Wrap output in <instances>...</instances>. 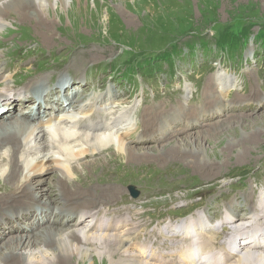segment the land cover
<instances>
[{"label":"bare ground","instance_id":"bare-ground-1","mask_svg":"<svg viewBox=\"0 0 264 264\" xmlns=\"http://www.w3.org/2000/svg\"><path fill=\"white\" fill-rule=\"evenodd\" d=\"M56 2L61 9L66 8V0H0V33L7 31V20L10 19L13 21L36 19L41 27H46L48 20L45 19L50 15ZM81 2L77 0L71 5L68 4V12L71 16L81 11ZM44 37L50 36L46 34ZM247 60L251 62L253 58L248 56ZM218 64L222 65L221 62ZM2 66L0 62V82L13 85L14 73L8 69V66H4L5 68ZM33 74L32 81L26 78L8 93L0 92V109H2L0 111V180L8 188L4 192L6 196H0V264H95L96 261L99 264H201L193 258L194 253H200L210 259V264H264V249L259 248L256 243L250 247L235 243L236 240L245 239L250 231L264 226V187L256 190L248 179L244 183V185L249 184L247 188L249 190L244 188L248 195H238V191L225 192L224 205L217 209L212 208L210 200L205 198L203 200L205 206L200 209L201 213L194 215L199 226L190 234H185L180 225L172 223H167L163 229H160L159 226L164 221L158 217L140 223L136 218L139 211L133 200L120 206L124 216L119 211L111 212L107 208H100L109 203H103L104 199L98 201L95 195L104 198L109 194L110 197H114L120 191L110 186L92 191L85 190L82 181L78 179L79 175L85 173L96 175L101 169L107 168L106 165L99 164L98 159L81 163L82 159L103 155L104 151L113 150L117 157L128 155L130 159L135 152L138 158L144 160L148 149L155 148H146V146L170 141L175 138L176 132L185 135L192 129H199L209 122H212L211 126L214 125V131L205 130L204 133L198 131L195 135L196 140L214 138L220 128H228L233 124L237 126L260 124L262 127L264 117L261 116L264 112L260 111V114L259 111L258 113L254 111L264 109L263 94L259 92L257 95L252 89L248 99L235 105L238 102L235 97H242L239 93L245 94L246 87L243 86L241 92L233 93L235 95L226 102L227 106H216L209 115L208 110L215 106V102L209 96L202 101V98L197 100V96L199 97L197 90L193 95L196 101L194 102L192 97L191 102L201 103L203 114L193 109V111L185 110V114L191 117L183 115L174 117L171 104L177 98L175 96L174 101L170 102L169 95L172 93L165 92L164 102H168L169 107L163 102L159 108L155 100L153 103L143 102L136 110L135 114L139 116V121L134 127L130 125L129 111L134 107V105L130 107L132 103L130 97L127 106L125 95H116L111 90L112 84L105 90H100V80L95 89L96 72L90 71L87 76L84 74L80 85L72 84L74 78H80L77 74L64 70L60 72L57 68H49ZM228 78L225 73L217 71L211 78H204L201 87L208 82L211 87L205 86L204 89L212 88L214 87L212 80H216L218 86L215 90L216 95L223 97L224 94L225 96L229 94H226V88H231L233 84V80ZM90 81L92 84H85ZM50 83L58 85L44 97L41 104L37 103L35 107L32 92L42 97ZM248 83L251 87L256 86L257 78L248 76ZM95 90L101 91L100 97L92 95ZM261 90L263 91L264 88ZM173 93L180 96L181 92ZM12 95L14 97L10 98ZM52 96L57 98L56 102H52ZM229 96H226V100ZM26 102L32 103L29 104L32 105L29 110L25 108L14 113L16 107L24 106ZM243 102L245 104L241 105L240 103ZM234 105L240 109H234ZM47 109L60 110V112L47 111L46 118L38 115L40 112L44 114ZM164 109L167 111L162 112ZM7 110L8 112L5 113ZM239 111L250 113L247 115L234 113ZM177 112L178 109L176 114ZM254 114L260 115L253 117ZM14 115L17 118L8 120ZM181 120L183 121L180 127L174 128ZM136 137H140L141 143H134ZM128 138H130L129 145ZM177 140H173L170 144L173 145ZM249 141H253L252 138L247 140ZM130 145L142 146L145 149L139 151ZM243 152L241 151L239 155ZM245 157L243 154L238 156L237 160H244ZM52 169L58 171L59 176L49 179L47 182L50 184L49 187L40 188L39 186L48 180L45 177H37ZM34 183L35 187H33ZM71 184L73 191L75 187H80L83 191L77 194L74 192L71 196L73 199L69 200L67 193L69 194L71 189L67 187ZM54 192L58 194L52 197ZM260 192L263 196L256 195ZM91 195L92 199L87 198L84 203L80 200L81 197ZM251 196L253 198L249 200ZM62 197L66 198L64 199L66 202L62 201ZM76 200L80 201L76 202ZM36 207L40 211L34 214ZM134 212L135 216H133ZM27 217L32 219H26ZM50 217H53L51 221ZM213 219L220 220L222 224L210 227L214 222ZM62 222L68 227H61ZM14 223L17 225L15 229ZM8 231L15 233L5 238V232ZM168 231H174L176 235L170 237L166 234ZM6 239L8 241L1 242ZM187 250H191L190 253Z\"/></svg>","mask_w":264,"mask_h":264},{"label":"rangeland","instance_id":"rangeland-1","mask_svg":"<svg viewBox=\"0 0 264 264\" xmlns=\"http://www.w3.org/2000/svg\"><path fill=\"white\" fill-rule=\"evenodd\" d=\"M66 1L67 5L64 9H61L57 2L55 3L50 15L45 19L48 20L46 27H41L36 19L7 20V31L0 33V62L3 64L2 67L8 66V69L14 73V83L8 85L0 82L1 93L4 91L8 93L26 78L32 81L34 72L49 68L77 74L80 78H74L72 84L80 85L81 78L84 74L87 76L90 69H106L109 68V64L123 69L130 65H139L146 60L142 71L147 76L151 75L150 78L136 80L132 85L126 84L122 79L115 78L124 88L133 89V96L131 93L127 95L122 91L127 106L130 96L132 99L136 98V102L140 103L144 98L152 103L155 100L160 108L166 99L164 94L168 92L172 93L169 95L170 102L174 101L175 96L177 98L171 104L173 116L191 117L185 114V110L193 111L194 109L199 112L204 110L201 108V103H193L196 106L190 108L192 104L190 105L185 90L193 89L192 84L198 87V78L202 76L211 78L217 70L226 72L229 77L233 75L236 81L234 90H239L243 82L248 86L244 91L245 94L239 93L242 97H235L238 99L235 105L248 99L252 89L257 95L259 92L264 95V90H261L264 88V46L254 39L260 28H264V0H81V11L75 16L70 15L68 7L77 0ZM246 29L249 34L247 36L244 32L241 34L242 30ZM43 34H48L50 37H44ZM225 35H228L229 38L235 36L236 39H239L244 50L240 54L237 51L236 55H231L233 52L228 45L230 41H226V45L220 41V38ZM216 43L220 49L214 45ZM193 44H196L195 47ZM203 45L207 46L208 50H203ZM187 48H193V52H189ZM218 54L222 57V66L214 63L219 60ZM170 55H173L174 60L171 58L161 61ZM248 56L253 58L251 62L247 60ZM243 57L246 60H243ZM43 58L45 59L43 60ZM234 58L237 59V62L234 61ZM70 63L75 64L69 65ZM170 64L172 71H168L165 66ZM160 66L161 70L156 72L154 68ZM147 71H151V74ZM96 76L95 89L98 87L96 86L99 83L98 80H100L99 89L105 90L107 87L103 85H109L111 75L106 71L101 80L102 74L97 71ZM248 76L257 78L256 86L249 85ZM111 84L113 89L116 85L122 88L116 81H111ZM205 86L211 87V84L206 82ZM204 87L202 85L200 88L197 100L202 98V101L206 96H209L217 106H227L226 102L236 94L233 91L235 94L230 92L233 89H227L226 94L230 93L226 96H230L223 102L222 97L218 99L213 96L216 95V87L207 90ZM176 89L182 90L181 98L176 95L177 93H173L175 92L173 90ZM193 91L195 92V90ZM12 97L14 95L10 96V98ZM56 99L52 96L51 100L56 102ZM193 101H196L194 96ZM240 104H245V102ZM25 105L16 107L14 113L25 110V108L28 109V104ZM164 105L169 107L168 102H164ZM182 105L189 108H184ZM235 105L234 109H240ZM241 107L244 109L243 106ZM47 111L53 113L54 110L47 109L44 114L42 112L44 118H46ZM165 111L167 110L164 109L162 112ZM258 111L264 112V109H256L254 112L258 113ZM7 112L8 110L5 113ZM54 112H60V110ZM234 113L247 115L250 112ZM260 114H254L253 117ZM263 114L261 117H264ZM13 117L17 118L14 115L8 120H13ZM40 117L39 121H41ZM132 119L136 121L135 110L132 112ZM224 119L226 120V118ZM138 121L139 116H137L134 127ZM181 122L182 120L175 127L179 128ZM130 125L133 126L132 121ZM211 125L212 122H209L199 129H192L187 132L188 135L176 132L174 139L163 141L155 146L144 145L146 148L155 147L148 149L144 160L138 158V154L135 152L131 159L128 155L117 157L113 150L104 151L100 156H89L88 159H82L81 163H89L98 159L99 164L106 165L107 168L101 169L96 175L89 173L79 175L78 179L80 182L82 181L85 190L92 191L107 186L119 190L120 193L114 197H110L109 194L104 198L95 195L96 199H99L98 201L104 199L103 203H109L100 206V208H107L111 212L119 211L124 216L120 206L133 200L137 211H139L136 218L140 223L157 217L153 215L148 218V215L152 214H158L160 219L167 218L169 220L174 214L170 210L183 216L174 219L175 222H179L184 219L185 215L196 213L193 211L196 207L202 210V206H205L203 204L205 198L210 200L212 208L217 209L224 205L225 192L238 191V195H248L246 190H249L247 189L249 184L244 185L247 179L254 184L256 190L264 187V125L261 127L260 124L258 126L257 124H246V126L245 124L243 126L233 124L228 128H220L216 132V137H211L209 140L195 139L198 131L200 133H204L205 130L213 132L214 125ZM251 138L253 141L247 142ZM173 140H177V142L171 145ZM129 142L130 138L127 139L128 145ZM249 146L253 147L249 148ZM131 147H135L139 151L145 149L142 146ZM241 151H244L243 154L246 157L244 160L238 161L237 157L243 156V154L239 155ZM258 156L260 158H257ZM53 176H59L55 169L37 177H45L48 180L39 187H49L50 184L47 182ZM224 181L225 183H223ZM33 185V187L36 186L35 183ZM72 186L71 184L67 187L71 189L69 194L67 193L69 200L73 199L71 196L74 192L77 194L83 191L80 187H75L73 191ZM7 190L6 185L0 180V196H6L4 192ZM57 194L58 192H54L52 197ZM92 195L81 197L80 200L84 203L85 199H92ZM133 195L136 199L131 197ZM251 198L253 196L249 197V200ZM62 199L66 202L64 200L66 198L62 197ZM185 199L187 200L185 201ZM80 200H76V202ZM59 202L61 203L60 200ZM139 204L141 206L138 207ZM39 211V208L36 207L34 214ZM135 212L133 216H135ZM28 218L30 217L26 219ZM51 219L53 217H50V221ZM12 220L14 221V219ZM29 222L31 223V221ZM14 225L15 229L17 225L16 223ZM61 227L66 228L68 225L62 222ZM11 233L15 232H5L4 237L11 236ZM8 239L1 242L8 241ZM209 245L210 243L207 244L208 247ZM95 264H99V262L96 261Z\"/></svg>","mask_w":264,"mask_h":264},{"label":"trees","instance_id":"trees-1","mask_svg":"<svg viewBox=\"0 0 264 264\" xmlns=\"http://www.w3.org/2000/svg\"><path fill=\"white\" fill-rule=\"evenodd\" d=\"M248 29H246V30H242V33L241 34H243V32L244 33H246V36L247 35H249L248 34V31H247ZM240 37L242 38V36L240 35ZM257 37V38H256ZM256 37H254V39L256 40V41H258V43L261 45V46H264V28H260V30H259V32H258V34L256 35ZM199 40H202V39H200L199 38ZM220 41H222V42H224L225 43V45H226V41H230V43H229V45H230V47H231V49L232 50H238V51H240V46H241V41L239 40V39H236L235 38V36H231L230 38H229V36L227 35H225V36H223V37H221L220 38ZM219 41V42H220ZM219 42H217L218 44H219ZM216 43V45L218 46V44ZM221 44V43H220ZM194 45V44H193ZM204 46V45H203ZM179 51V50H178ZM165 56V55H164ZM171 57H173V55H170L168 58H163V59H161V61L163 60H168V59H170Z\"/></svg>","mask_w":264,"mask_h":264}]
</instances>
